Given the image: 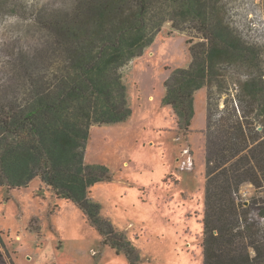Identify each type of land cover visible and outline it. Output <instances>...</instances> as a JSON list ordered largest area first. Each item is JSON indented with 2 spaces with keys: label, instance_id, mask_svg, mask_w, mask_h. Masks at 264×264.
I'll return each mask as SVG.
<instances>
[{
  "label": "rangeland",
  "instance_id": "obj_1",
  "mask_svg": "<svg viewBox=\"0 0 264 264\" xmlns=\"http://www.w3.org/2000/svg\"><path fill=\"white\" fill-rule=\"evenodd\" d=\"M191 65L201 88L184 128L162 100ZM101 69L122 123L102 124ZM32 110L107 168L87 198L138 264H204V223L230 259L264 264V0H0V264H129L32 162L12 188L3 161L37 139Z\"/></svg>",
  "mask_w": 264,
  "mask_h": 264
},
{
  "label": "trees",
  "instance_id": "obj_2",
  "mask_svg": "<svg viewBox=\"0 0 264 264\" xmlns=\"http://www.w3.org/2000/svg\"><path fill=\"white\" fill-rule=\"evenodd\" d=\"M176 69L164 82L165 96L162 103L169 105L178 120H183L184 128L189 126L193 113L192 95L201 88L197 78L200 70ZM103 69L97 73L96 80L101 83L105 94L104 112L102 116L104 125L118 124L126 121L130 112L123 111V105L110 96L112 85L105 83ZM22 120L27 121L33 128L32 134L37 136L28 145L26 141L21 144L19 155L13 156L15 159H5L3 161L11 172L12 188L25 187L34 177L30 174L28 165L30 162L36 167L42 183H44L57 196V198L72 202L83 214L88 224L101 236L103 245L109 246L115 253L126 256L129 264H138L139 259L134 248H132L125 237L114 230L110 222L100 216V206L87 198V190L96 183L109 182L111 174L105 166L92 164L83 165L82 152L77 153L78 145L75 135L69 134L66 130L55 129L57 123L51 116L37 115V110L28 112ZM74 133L73 131H71ZM76 134V133H74ZM87 134H82V141L85 142ZM32 150L35 155L30 154ZM30 154V156L28 155ZM77 155V158H73ZM74 167L76 174L67 175V171ZM204 264H244L245 257L240 261L233 260L232 251L226 249L223 243L226 239L225 232L219 231L213 235V230L204 223ZM223 251V252H222ZM232 257L233 259H230ZM247 258V257H246Z\"/></svg>",
  "mask_w": 264,
  "mask_h": 264
}]
</instances>
